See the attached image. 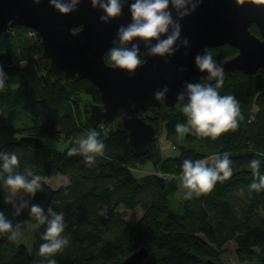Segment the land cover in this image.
<instances>
[{
  "label": "trees",
  "instance_id": "obj_1",
  "mask_svg": "<svg viewBox=\"0 0 264 264\" xmlns=\"http://www.w3.org/2000/svg\"><path fill=\"white\" fill-rule=\"evenodd\" d=\"M28 30L16 26L0 34V65L7 76L0 89V151H15L17 171L42 178L41 190L34 197L21 191V200L64 213L66 227L61 235L67 236L69 243L55 254L57 264H120L140 247L147 250L140 264H221L220 255L230 241L240 260L256 257L264 263V190H249L254 177L247 166L251 159H258L259 171L264 173V67L254 74H224L220 94L234 95L239 103L235 130L215 140L185 134L186 143L197 144L187 147L174 127L184 122L183 113L162 102L151 122L179 148L178 156L163 158L157 138L139 155L129 147L126 132L112 123L94 129L105 147L103 155H96L88 166L82 154L70 155L68 150L78 147L76 141L93 129L85 124L80 95L89 96L92 102L88 103L100 104L98 89L87 79L67 84L49 74L40 56L39 37L29 38ZM250 30L259 35L256 25H250ZM208 51L218 63L237 52L229 45ZM104 59L108 63L106 53ZM20 60H25L24 65ZM12 76L18 79L14 89ZM195 82L214 84L215 80L208 81L207 74H201ZM252 108L256 109L253 115ZM45 138L63 142L64 148L49 146ZM225 151L233 162L232 175L217 181L209 192L184 200L181 214L173 211L169 199L177 190L181 161L208 159ZM147 163L152 173L133 175L134 167ZM58 174L68 182L53 188L45 179ZM7 194L0 188V211L14 225L29 222L37 228L30 252L19 238L14 242L6 233L0 236V264H40L43 257L37 252L46 225H38L28 208L15 215L12 204L4 202ZM120 207L128 211L140 207L138 222L131 225L117 211Z\"/></svg>",
  "mask_w": 264,
  "mask_h": 264
},
{
  "label": "water",
  "instance_id": "obj_2",
  "mask_svg": "<svg viewBox=\"0 0 264 264\" xmlns=\"http://www.w3.org/2000/svg\"><path fill=\"white\" fill-rule=\"evenodd\" d=\"M130 2L124 0L122 14L104 23L99 20L101 10L93 8L90 0H80L77 9L69 13L54 10L48 0H0V34L16 26L35 30L49 74L67 84L87 79L97 87L100 104H84L85 124L95 129L114 123L126 132L131 150L141 155L156 138L157 129L151 120L161 103L175 108L185 82L207 74L196 68L195 54L229 45L237 52L219 63L224 74H254L264 67V0H200L196 10L180 20L181 38H189L187 48L181 45L171 56L162 58L147 56L143 41L129 42L137 43L144 56L131 74L111 67L104 59L117 27L130 21ZM252 24L259 35L251 32ZM165 85L168 91L156 99L154 93ZM146 256L147 250L140 247L120 264H140Z\"/></svg>",
  "mask_w": 264,
  "mask_h": 264
},
{
  "label": "clouds",
  "instance_id": "obj_3",
  "mask_svg": "<svg viewBox=\"0 0 264 264\" xmlns=\"http://www.w3.org/2000/svg\"><path fill=\"white\" fill-rule=\"evenodd\" d=\"M39 3V0H34ZM49 4L61 13L75 11L80 0H48ZM242 0H237V3ZM91 6L101 10L99 20L107 23L122 14L124 0H90ZM200 0H131L128 4L130 21L117 27L113 45L106 51L107 61L113 68L127 70L129 74L143 62V55L137 43L129 42L134 39L143 41L146 45V55L160 57L171 56L183 45H189V38H181L180 20L194 12ZM180 44H177V41ZM155 41V43H152ZM194 64L200 72L207 73V80L215 83L185 82V90L178 94L179 103L176 107L183 113L184 122L175 124L178 138L185 134L197 138L211 137L213 140L228 130L238 126L240 116L239 103L234 95H221L220 89L224 83V68L214 59L212 53L203 51L194 56ZM7 79L5 70L0 65V89L5 86ZM168 91L167 85L154 93L160 99ZM187 97V102H183ZM96 130L90 129L71 147L69 154H82L88 166L95 162L96 155H103L104 142L99 139ZM232 160L225 151L208 159L184 158L179 167L185 198L193 194L209 192L217 181L223 182L232 175ZM253 174V180L248 185L249 190L260 192L264 190V173L260 172V161L251 159L247 165ZM19 157L15 151H0V188L8 193L5 203H11L15 215L19 216L22 209L28 208L29 215L38 225H46L40 233L44 241L38 248L37 255L43 257L40 264H57L55 254L69 243V238L61 235L65 230L64 213L55 211L51 206L45 209L38 203L29 204L28 200L16 201L15 197L21 191L34 197L41 190V176L25 175L17 171ZM18 242L20 224L15 225L0 211V236Z\"/></svg>",
  "mask_w": 264,
  "mask_h": 264
},
{
  "label": "rangeland",
  "instance_id": "obj_4",
  "mask_svg": "<svg viewBox=\"0 0 264 264\" xmlns=\"http://www.w3.org/2000/svg\"><path fill=\"white\" fill-rule=\"evenodd\" d=\"M27 33V32H26ZM29 38L31 39H36L34 37H31L26 34ZM19 63L21 65H24L25 60H20ZM18 79L16 76L11 77V82L10 85L12 89L16 88L18 85ZM92 102L91 98L85 94L80 95V109H83V106L85 103ZM7 112L12 111V110H7ZM256 109L252 108L251 113L252 115L255 113ZM3 111L1 110L0 113ZM5 112V111H4ZM14 112V111H12ZM102 126V125H100ZM185 136V135H184ZM156 138H157V144L159 147L160 154L163 158H172L176 157L179 155V148L173 146V144L165 137V131L157 132L156 133ZM44 141L49 145L56 147L57 149H62L64 148V143L61 141H56L54 139L50 138H45ZM179 141L183 145H187V147H197L195 143L188 144L183 138H179ZM153 172V168L150 163H147L143 166H136L133 168L132 173L136 177L143 176L145 174H149ZM45 181L47 184H49L51 187L55 188L58 187L62 184H66L68 182L67 177L63 175H55L50 178H46ZM177 181V190L174 193L173 196L170 197L169 202L170 206L178 214H181V207L180 204L186 200L185 198V192L187 191L186 188L183 187L182 182H181V175L176 177ZM19 200H21V193H18L17 196L15 197ZM119 213L125 215V219L131 224L134 225L138 222L142 215V209L140 207H136L132 211L125 210L124 208L120 207L117 210ZM104 213V211H103ZM37 225L32 224L29 222H22L20 223V236H19V241L26 247L27 251L30 252L32 250V244L34 240V234L36 231ZM220 262L221 264H264L262 262H259L256 257H253L252 259H245V260H240L235 252V245L233 241H230L225 244L224 250L222 251L220 255Z\"/></svg>",
  "mask_w": 264,
  "mask_h": 264
},
{
  "label": "built area",
  "instance_id": "obj_5",
  "mask_svg": "<svg viewBox=\"0 0 264 264\" xmlns=\"http://www.w3.org/2000/svg\"><path fill=\"white\" fill-rule=\"evenodd\" d=\"M29 30L27 31L28 35L31 36V37H34V38H37L38 35H37V32L31 28H28ZM12 29H10L9 31H11Z\"/></svg>",
  "mask_w": 264,
  "mask_h": 264
},
{
  "label": "flooded vegetation",
  "instance_id": "obj_6",
  "mask_svg": "<svg viewBox=\"0 0 264 264\" xmlns=\"http://www.w3.org/2000/svg\"><path fill=\"white\" fill-rule=\"evenodd\" d=\"M209 52V51H208Z\"/></svg>",
  "mask_w": 264,
  "mask_h": 264
}]
</instances>
